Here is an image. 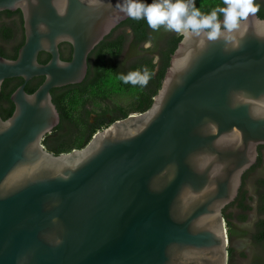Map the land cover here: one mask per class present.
<instances>
[{
	"label": "water",
	"instance_id": "obj_1",
	"mask_svg": "<svg viewBox=\"0 0 264 264\" xmlns=\"http://www.w3.org/2000/svg\"><path fill=\"white\" fill-rule=\"evenodd\" d=\"M123 0H0L19 11L24 43L0 57L23 81L0 117V264H228L223 210L264 146V19L200 44L182 34L143 113L54 155L51 90L83 82L88 56L128 17ZM71 47L63 61L59 46ZM40 53L49 56L39 63ZM43 78L31 94L26 84Z\"/></svg>",
	"mask_w": 264,
	"mask_h": 264
},
{
	"label": "trees",
	"instance_id": "obj_2",
	"mask_svg": "<svg viewBox=\"0 0 264 264\" xmlns=\"http://www.w3.org/2000/svg\"><path fill=\"white\" fill-rule=\"evenodd\" d=\"M195 7L202 13L208 14L212 10L223 7V0H194ZM259 6L256 12L260 19H264V0H254ZM12 19V25L6 24L3 18ZM222 20L223 16H219ZM22 17L20 12L12 14L9 12L0 13V40L9 42L16 35L18 38L11 49L7 50L0 46V57L14 60L17 57L19 48L24 43V34L22 27ZM122 34L110 42L100 43L88 56V70L85 79L78 85H70L63 88L51 90L52 102L55 105L60 123L55 128V132L44 138V146L54 155L68 153L74 149L83 148L91 137L99 130H102L113 122L126 118L133 113H143L148 110L152 104L153 97L160 89L162 79L166 68L169 65L170 56L173 54L181 35L173 32L165 37L163 43H160L154 35L157 31L152 30L144 19H127L118 26ZM117 29V30H118ZM130 34L131 47L134 59L129 64L120 61L126 41V33ZM153 45L147 49L143 45L152 40ZM60 50V57L64 61L71 59V49ZM156 59V61H155ZM49 56L40 53L39 63L45 64ZM139 72L141 75L147 73L148 81L146 85H132L124 83L121 76H127L129 73ZM43 82V78H34L25 86L28 94L33 93ZM21 79H10L4 81L0 93V117L5 120L11 116L14 106L10 101V95L20 86ZM95 114L93 121L89 117ZM261 165L260 159L251 167L242 177V184L238 191V196L234 205L240 212L235 219L240 223L247 220L246 212L251 207L246 201V190L244 189L246 179L251 173H257ZM264 188V179L261 181ZM264 199V192L261 194L260 203ZM230 206V205H229ZM228 206L225 208L227 210ZM224 210V212H225ZM223 212L226 226L228 227L229 240L235 237L249 235L253 246L264 245V224L258 222L255 227L249 231H236V226L231 222L234 218L231 214ZM229 259H232L234 250L228 248ZM242 256H245L242 253ZM264 264V262L253 263Z\"/></svg>",
	"mask_w": 264,
	"mask_h": 264
},
{
	"label": "clouds",
	"instance_id": "obj_3",
	"mask_svg": "<svg viewBox=\"0 0 264 264\" xmlns=\"http://www.w3.org/2000/svg\"><path fill=\"white\" fill-rule=\"evenodd\" d=\"M119 11L133 20L144 19L148 26L156 31L161 26L166 31L182 34L185 39L202 37L200 44L222 39L234 42L237 35L243 34L244 25L250 14L259 11L254 0H223V7H218L208 14L195 7L194 0H123L118 4ZM223 16V20L219 16ZM149 45H145L148 47ZM148 75L139 72L121 76L124 83L146 85Z\"/></svg>",
	"mask_w": 264,
	"mask_h": 264
},
{
	"label": "flooded vegetation",
	"instance_id": "obj_4",
	"mask_svg": "<svg viewBox=\"0 0 264 264\" xmlns=\"http://www.w3.org/2000/svg\"><path fill=\"white\" fill-rule=\"evenodd\" d=\"M145 2L146 3H152L153 0H145ZM18 12L19 11H16V12H14L12 14H16ZM117 29H118V26L116 28H114L110 32V34L103 39V41L101 43H103L104 41H110V42L114 41L118 37V35L116 33H117V31L119 29L118 30ZM156 31H157V34L154 35V36H155L156 39H158L160 41V43L164 42L165 37L168 34L173 33L172 31H166L163 28V26H161ZM177 34L179 35V33H177ZM146 44L149 45L147 48H149L150 46L153 45V36H152V40H149V42H147V43H145L143 45V48H144V46ZM66 47H68L67 48V52H70L71 47L68 44H65V43L61 44L59 46V52H60V50L63 51L64 48H66ZM53 132H55V129L52 131V133ZM257 152H258L257 160L260 159V161H261V165H260L259 171L257 173H251L247 177L246 184H245V187H244V189L246 190V193H247L245 202L251 207V210L246 212V215H248L249 213L253 212L254 215H255V220L251 221V223H248V218H247V220L245 222L241 223L242 225L236 227V231H239L240 233H241V231H244V230L245 231H251V229L253 227H255V224H258V222H262V224H264V199L262 200V204L260 203L261 194L264 192V188L261 185V181L264 179V146H259ZM256 163H257V161H256ZM229 205H228L227 210H225V208L227 206L224 208L225 212L223 210L225 215L227 214V211H229L231 209H235V210L238 211L237 216H239V214H241V212L234 205H232V203L229 204ZM231 215H232V213H231ZM227 231H228V227H227ZM228 237H229V235H228ZM249 251H250L249 252L250 255H248V259H247L249 264L264 262V245L255 246L253 248H250ZM230 260L231 259H229L228 264H230Z\"/></svg>",
	"mask_w": 264,
	"mask_h": 264
},
{
	"label": "rangeland",
	"instance_id": "obj_5",
	"mask_svg": "<svg viewBox=\"0 0 264 264\" xmlns=\"http://www.w3.org/2000/svg\"><path fill=\"white\" fill-rule=\"evenodd\" d=\"M3 21L6 22V24H8V25H12V23L14 22L13 18L7 19L6 17L3 18ZM116 34L117 35L122 34V30H118ZM126 36L127 37H126V41L124 44V50H123V53L120 57V61L124 64H129L132 61V59H134V56L132 55L133 50L131 47V44H132L131 39H130L131 36L128 32L126 33ZM17 38H18V35H16L14 37V39L9 41V42H2L0 40V46L9 50L15 44V42H16L15 40ZM146 48L147 47L144 46V49H146ZM155 61H156V59H155ZM94 118H95V114H92L89 117L90 121H93ZM231 213H232L233 217L234 216L236 217L238 214V211L235 209H231V210L227 211V214H231ZM235 217L231 219L232 224L236 227L242 225L238 220L235 219ZM253 220H255V215L252 212V213L248 214V223H251V221H253ZM229 247H231L234 250L233 257L230 260V264H249L248 260H247L248 255H250L249 249L255 247V246H253V242L251 241V237L249 235L241 236V237H235L234 239H232L229 242ZM242 253H244L245 256H242Z\"/></svg>",
	"mask_w": 264,
	"mask_h": 264
}]
</instances>
